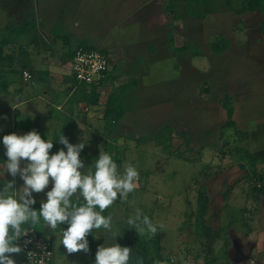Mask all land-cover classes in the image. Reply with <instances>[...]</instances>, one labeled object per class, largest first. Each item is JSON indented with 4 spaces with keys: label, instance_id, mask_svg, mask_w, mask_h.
Here are the masks:
<instances>
[{
    "label": "rangeland",
    "instance_id": "1",
    "mask_svg": "<svg viewBox=\"0 0 264 264\" xmlns=\"http://www.w3.org/2000/svg\"><path fill=\"white\" fill-rule=\"evenodd\" d=\"M45 2L35 0L41 14ZM11 3L0 0V38L8 30ZM50 4L54 14L60 12L71 20L87 19L89 32L96 37L108 38L109 42L121 38L127 50L133 45L144 48L143 44L162 33L155 42L157 56L155 63L150 62V71L135 72L138 85L118 91L119 103L127 110L123 118L131 128L126 133L130 135L123 139L119 122L103 120L106 126L112 124V133L106 138L107 153L117 163L118 174L122 175L129 163L139 172L137 187L127 201L117 199L109 211L114 226L123 232L116 243L133 250L130 264H136L138 256L143 264H264V195L258 188V184L264 187V149L254 150L257 145H252L250 136L257 122L263 125L264 133V118L256 121L264 117L263 86L257 85L254 95L250 93L259 68L250 55V28L255 29L262 16L243 11L244 0H90L86 5L75 0H51ZM152 8L165 16L158 28H150L148 23ZM169 33L178 46L186 48H173ZM215 43L228 45V49L217 53ZM149 53L143 51L142 57L148 59ZM69 73V85L76 86L73 70ZM7 75L12 86L28 92L31 84L22 82L18 69ZM110 81L102 91L113 86ZM38 85L29 98L43 96L44 85ZM6 90L0 85V93ZM225 101L234 108L233 119L251 132L248 137L229 130ZM101 106L106 108V103ZM98 113L103 115L104 108ZM90 131L93 135L67 138L72 144L74 140L77 144L95 138L99 156L105 138L96 130ZM238 138L240 141L234 143ZM229 141L233 144L224 146ZM258 141L264 142V134ZM90 144L86 143L80 153L85 163L81 171L85 173L98 159L92 156ZM5 151L0 145V155ZM13 179L15 190L20 189L23 180L19 176L10 177L0 188ZM51 187L50 178L44 192L33 193L37 203L46 200ZM205 188L211 203L203 214L199 196ZM72 200L76 201L75 196ZM136 209L154 224L163 225L156 236L138 235L127 225ZM64 228L66 224L53 231L55 264H90V252H66L60 243ZM108 239L103 229L97 230L91 264H95L98 246ZM12 258L16 264H31L22 251Z\"/></svg>",
    "mask_w": 264,
    "mask_h": 264
},
{
    "label": "crops",
    "instance_id": "2",
    "mask_svg": "<svg viewBox=\"0 0 264 264\" xmlns=\"http://www.w3.org/2000/svg\"><path fill=\"white\" fill-rule=\"evenodd\" d=\"M10 1L12 2V11L11 18H8V30L0 38L4 44L3 59L0 61V72L3 73L0 85L6 86L7 89L5 91L7 93H0V145H3L2 140L5 135L12 133L24 135L35 129L41 136L53 142L54 147L49 153L52 155L61 148L67 150L58 141L61 133L66 137H81L93 135L90 134V130H96L100 137L105 138L104 152L107 153L106 138L112 133V124L110 126L103 124V120L110 118H105V107L101 105L104 102L107 104L109 96L114 93L113 91L118 92L123 88L138 85L139 77H135V72L150 71V66H153L151 63H155L154 59L157 56L155 42L162 38V33L151 38L149 43L143 44L144 48H141L143 50L138 49V45H133L132 48L130 46V50H127L120 43L121 38L115 39L116 42H109L108 38L101 39V37L91 34L89 32L90 22L87 19L71 20L60 12L54 14L50 4L51 0H46L43 14L40 9L36 8L35 0ZM75 1L86 5L90 0ZM76 6L78 5L76 4ZM55 7L57 6L55 5ZM4 12L6 11L4 10ZM250 12L262 16L255 29L250 28L253 30L251 31L253 48L250 50V55L259 66L252 78L254 79L253 88L250 93L254 95L253 91L257 85V87L263 86L264 89V7L261 10ZM164 21L165 16L161 12L153 8L150 10L148 16L150 28H158ZM168 40L173 48H186L176 44L173 34L169 33ZM81 45L105 51L112 61L107 78L101 87L97 86L100 94L98 102L89 95L93 85L77 82L76 86L71 87L68 83L69 71L72 70V58L77 47ZM147 48L152 51L145 50ZM143 51L144 53L150 52L148 59L142 57ZM17 69L21 72V76L23 70H29L33 75V79L29 82H25L22 76L24 84H31L28 86V92L26 89L12 86L8 82L7 72ZM110 80L113 81V86L106 87L102 91V86H106ZM40 82L44 85L43 96L29 98V93L35 92ZM241 93L243 90L240 91V95H242ZM255 96L257 97V95ZM122 106L125 111L124 115H126L127 110L124 104ZM103 108L104 114L99 115L98 109ZM123 117L119 121V130L124 139L126 135H130L126 133L131 128L127 119ZM262 118L264 117H258L256 121ZM255 125L250 136L253 139L252 145H257L254 150L258 151L264 149V142L258 141V136L264 133L263 125L260 122ZM86 140V143H91L88 147L92 156L99 157L97 154L99 153L98 143L95 138L91 141H89L90 138ZM74 143H76L75 140ZM6 161V155H0V186L12 177L7 172ZM21 166H24V162Z\"/></svg>",
    "mask_w": 264,
    "mask_h": 264
},
{
    "label": "clouds",
    "instance_id": "3",
    "mask_svg": "<svg viewBox=\"0 0 264 264\" xmlns=\"http://www.w3.org/2000/svg\"><path fill=\"white\" fill-rule=\"evenodd\" d=\"M58 141L67 150L61 148L50 155L53 142L42 139L35 129L24 135L12 133L3 137L7 172L13 178L19 176L23 186L16 191L13 179L0 189V264H16L12 254H19L22 248L14 241L29 233L27 229L22 230L21 225L29 222L37 225L41 217L52 230L57 229L58 225H67L62 229L60 243L69 255L79 252L87 254L90 251L88 235L92 234L93 229H103L109 239L98 246L95 264H130L133 250L116 243V238L122 237L123 232L114 226L111 215L105 217L102 213L117 199L127 201L129 194L137 187V168L129 163L125 165L123 174H118V166L112 155L100 151L94 165L86 173L82 172L85 163L80 153L86 144L84 140L72 144L61 133ZM50 178L51 190L46 192V200L40 202V210L37 211L32 207L36 204L33 193L44 192ZM74 196L77 202L82 197L84 203H74ZM127 225L135 229L138 235L148 233L153 237L158 234V227H163L154 224L139 209L127 219ZM47 255L50 252L44 253L39 264H44L43 258ZM34 256V253H28L32 264ZM136 264H143V258L136 257Z\"/></svg>",
    "mask_w": 264,
    "mask_h": 264
},
{
    "label": "built area",
    "instance_id": "4",
    "mask_svg": "<svg viewBox=\"0 0 264 264\" xmlns=\"http://www.w3.org/2000/svg\"><path fill=\"white\" fill-rule=\"evenodd\" d=\"M111 64V58L105 51L81 45L77 47L72 58L74 78L80 84L101 87L107 78ZM22 76L25 82L33 79V75L29 70H23ZM258 186L261 187V184H258ZM21 228L22 230H29V233L27 236L20 237L15 243L22 248L25 259L32 264L28 257V253L32 252L35 254L33 264H39L40 258L44 256V253L50 252V255L43 258L44 264H54L56 249L52 234L41 232L32 226Z\"/></svg>",
    "mask_w": 264,
    "mask_h": 264
},
{
    "label": "trees",
    "instance_id": "5",
    "mask_svg": "<svg viewBox=\"0 0 264 264\" xmlns=\"http://www.w3.org/2000/svg\"><path fill=\"white\" fill-rule=\"evenodd\" d=\"M244 8H243V11L245 12H250V11H258V10H261L263 9L264 7V0H244ZM25 26V25H23ZM3 41H0V61L3 59ZM88 47V46H87ZM91 48V47H90ZM213 48L215 50V52L217 53H223L225 52L227 49H228V45L227 46H221V45H218V43H215L213 45ZM120 93V92H119ZM118 92L116 93H113L109 96L108 98V101H107V104H106V108H105V118H112V120L115 122V124H117L121 119L122 117L124 116V107L121 105V103H119V100H120V97L118 94ZM89 95L91 97H94L95 101L98 102L99 98H100V94L98 93V90H97V86H92V89L91 91L89 92ZM224 107L227 109V115H228V126L230 127L229 130H233L234 131V134L237 136H247L249 135V130L247 129H243L241 126H239V124L233 119V113H234V108L232 107H229L227 101L224 102ZM240 141V139H235L233 142L234 143H238ZM107 143V142H106ZM225 144H233L231 143V141L229 142H226L224 143V146ZM106 149H107V152H108V146L106 144ZM223 154L224 153V149L221 151ZM117 161H120L119 158H117ZM116 163V162H115ZM117 164V163H116ZM259 188V191L264 195V187L261 186V187H258ZM201 193H200V196H199V199L202 203V212L203 214H206L207 213V210H208V206L209 204L211 203V198L209 196V194L207 193L208 190L205 188V190L201 189L200 190ZM74 203H79V204H82L84 203V201H73ZM40 203H37L35 205H33L32 207L39 211L40 210ZM97 211H99V209L97 208L96 209ZM109 211H110V208L106 209L102 215H104L105 217H107L109 215ZM27 226H32V227H35L37 228L39 231L41 232H48V233H51L52 236H53V230L49 227H47L43 221V218L41 217L40 218V222L37 224V225H32L30 222L29 223H26V224H23L21 225V227H27ZM57 228H60V225H58ZM96 234H97V230L93 229V232L92 234L88 235L87 239L89 241V248H90V259H89V263H93V260L94 258L92 257L94 254V250L95 248L97 247L96 246ZM54 238V236H53ZM15 243V241H14ZM56 261V259H55ZM55 261H54V264H55Z\"/></svg>",
    "mask_w": 264,
    "mask_h": 264
}]
</instances>
